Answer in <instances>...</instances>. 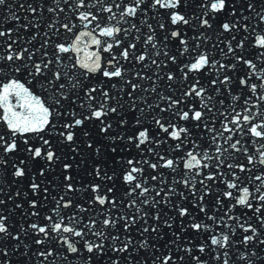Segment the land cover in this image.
Segmentation results:
<instances>
[{
	"label": "snow or ice",
	"instance_id": "1",
	"mask_svg": "<svg viewBox=\"0 0 264 264\" xmlns=\"http://www.w3.org/2000/svg\"><path fill=\"white\" fill-rule=\"evenodd\" d=\"M0 264H264V0H0Z\"/></svg>",
	"mask_w": 264,
	"mask_h": 264
}]
</instances>
